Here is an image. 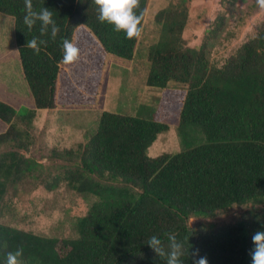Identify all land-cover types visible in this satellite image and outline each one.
<instances>
[{
	"label": "trees",
	"instance_id": "1",
	"mask_svg": "<svg viewBox=\"0 0 264 264\" xmlns=\"http://www.w3.org/2000/svg\"><path fill=\"white\" fill-rule=\"evenodd\" d=\"M239 0H221L235 5ZM46 7L60 31L41 36L40 22L23 23L24 0H0V12L15 21V40L34 108H16L0 98V217L10 213L8 195L62 182L95 199L74 226L73 237L47 236L0 220V264L23 248L22 264H165L145 242L152 235L168 249L166 233L183 244V264L192 252L209 264H252V236L264 231V22L221 66L210 59L228 16L220 12L200 47L185 30L192 0H171L155 16L159 41L149 51L147 85L163 89L150 118L104 111L98 131L70 148L52 147L37 159L38 110L56 109L63 63L62 40L81 35L103 54L132 60L151 0H139V38L127 39L114 25L98 20L94 0H32ZM47 41L40 52L25 47ZM100 77L89 81L97 90ZM175 84L174 87H171ZM85 104L93 103L87 90ZM178 115L182 150L149 155L158 135ZM29 154V155H28ZM61 162L57 173L51 163ZM11 195V196H12ZM233 216V217H232ZM230 218H233L230 219ZM230 219V220H229Z\"/></svg>",
	"mask_w": 264,
	"mask_h": 264
},
{
	"label": "rangeland",
	"instance_id": "2",
	"mask_svg": "<svg viewBox=\"0 0 264 264\" xmlns=\"http://www.w3.org/2000/svg\"><path fill=\"white\" fill-rule=\"evenodd\" d=\"M170 2L151 0L136 55L130 61L103 54L97 43L84 34L78 38L75 45L80 49L79 59L60 75L59 105L53 110H38L33 146L37 159L44 158L42 162L45 163L47 158L43 154L46 150L70 148L86 141L87 136L95 135L104 111L145 118L152 116L163 89L147 85L148 55L160 37L156 13ZM220 12H225L229 21L220 38L212 41L210 46V59L218 66L253 37L264 22V10L258 7L256 0H239L235 5H222L221 0H192L190 19L184 33L189 45L200 47ZM92 76L100 77L97 90L89 81ZM87 90L93 96V103H83L88 100ZM0 98L17 109L35 106L19 58L14 17L1 12ZM178 118L177 114L172 116L168 122L169 129L160 133L149 147L151 157L182 150ZM0 126L5 127L4 130L7 128L1 120ZM61 165L59 161L51 163L49 170L57 173ZM11 195L8 197H12L9 201H12L13 209L3 214L0 220L58 237L76 235V221L86 214L95 199L72 190L63 182L51 191L40 184L19 196Z\"/></svg>",
	"mask_w": 264,
	"mask_h": 264
},
{
	"label": "clouds",
	"instance_id": "3",
	"mask_svg": "<svg viewBox=\"0 0 264 264\" xmlns=\"http://www.w3.org/2000/svg\"><path fill=\"white\" fill-rule=\"evenodd\" d=\"M98 6V20L103 23L107 21L114 25L117 32L123 31L127 39L139 38L141 34V20L143 14L138 15L135 9L139 7V0H94ZM258 7L264 10V0H256ZM25 15L23 23L29 30L33 28L37 21L40 22L41 36L51 33V38L55 40L60 28L53 19V13L49 8L43 7L39 11L33 9L32 0H24ZM45 40L33 38L28 40L25 47L33 49L36 54L40 52V44H46ZM63 63L71 64L79 59L80 49L69 39L62 40ZM168 240V249L165 250L163 241L156 235H152L145 242L158 256L165 260V264H183L181 257L184 255L183 244L178 242L174 233H166ZM254 249L250 252L252 264H264V231H257L252 236ZM23 248H18L14 252L6 254L5 264H22L20 259L23 256ZM193 264H209L207 257L199 256V250L191 253Z\"/></svg>",
	"mask_w": 264,
	"mask_h": 264
},
{
	"label": "crops",
	"instance_id": "4",
	"mask_svg": "<svg viewBox=\"0 0 264 264\" xmlns=\"http://www.w3.org/2000/svg\"><path fill=\"white\" fill-rule=\"evenodd\" d=\"M150 87H151V86H150ZM0 128H1L2 132L5 131V130H4L5 127L0 126ZM0 133H1V132H0Z\"/></svg>",
	"mask_w": 264,
	"mask_h": 264
}]
</instances>
